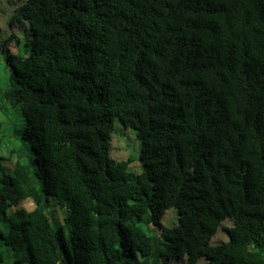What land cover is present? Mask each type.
Returning <instances> with one entry per match:
<instances>
[{"label":"trees","instance_id":"obj_1","mask_svg":"<svg viewBox=\"0 0 264 264\" xmlns=\"http://www.w3.org/2000/svg\"><path fill=\"white\" fill-rule=\"evenodd\" d=\"M15 1L0 264H264V0Z\"/></svg>","mask_w":264,"mask_h":264},{"label":"rangeland","instance_id":"obj_2","mask_svg":"<svg viewBox=\"0 0 264 264\" xmlns=\"http://www.w3.org/2000/svg\"><path fill=\"white\" fill-rule=\"evenodd\" d=\"M18 4L15 0H0V90H2L9 76V70L5 64V56L7 54L6 50L20 51L23 53L22 46H16L13 40L9 39L11 34L18 35L20 30L9 24V20L14 7ZM10 117L18 122L16 117L17 111L14 107H9ZM137 146V148H136ZM137 149V150H136ZM136 150V151H134ZM138 152L139 145L135 138V133L130 128H125L118 119L114 120V130L111 133V148L110 155L115 159H123L128 156L132 157V161L129 164V168L132 171H140L138 162ZM27 207H31L30 203L26 204ZM57 215H60L59 212ZM60 217V216H59ZM176 211L174 209H169L163 216L162 223L164 225H172L176 222ZM230 223L228 221L224 222V225L228 226ZM226 231L220 229L214 238V242H219L226 240Z\"/></svg>","mask_w":264,"mask_h":264}]
</instances>
